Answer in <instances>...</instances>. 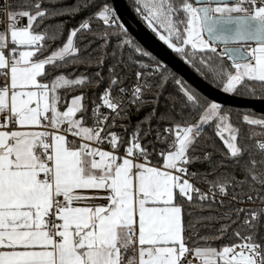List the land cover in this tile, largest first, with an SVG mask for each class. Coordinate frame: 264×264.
I'll return each mask as SVG.
<instances>
[{
    "label": "snow or ice",
    "instance_id": "obj_1",
    "mask_svg": "<svg viewBox=\"0 0 264 264\" xmlns=\"http://www.w3.org/2000/svg\"><path fill=\"white\" fill-rule=\"evenodd\" d=\"M135 10L224 93L264 100V0ZM82 11L66 40L49 23ZM0 17V264H264V115L233 121L136 45L107 0H4ZM169 80L183 101L158 113Z\"/></svg>",
    "mask_w": 264,
    "mask_h": 264
},
{
    "label": "trees",
    "instance_id": "obj_2",
    "mask_svg": "<svg viewBox=\"0 0 264 264\" xmlns=\"http://www.w3.org/2000/svg\"><path fill=\"white\" fill-rule=\"evenodd\" d=\"M128 5L130 6L131 10L135 13V15L141 20V22L143 24L146 25V23L143 21L142 17H140L137 12H136V0H126ZM80 2V0H61V4L63 6H72L75 4H78ZM107 2L112 6L111 0H107ZM59 6V5H58ZM90 13L87 11H82L76 15H64L61 17L56 18L55 20H51L49 21V23H61L63 25V37L64 40H66L68 33L70 32L71 29H73L74 27H78V25L89 15ZM147 26V25H146ZM148 27V26H147ZM149 28V27H148ZM150 29V28H149ZM129 36L133 39L134 43L136 45H138L139 47H141L143 50H145L138 42L137 40H135L131 34L128 32ZM155 34V33H154ZM118 43V41L116 40L115 37L112 38V42L110 45V48H115V45ZM147 51V50H145ZM148 52V51H147ZM176 54V53H175ZM129 55H133L135 57V54L131 52V50L129 49H125L124 51V57L125 59H127V57ZM152 55V54H151ZM180 59H182L178 54H176ZM154 56V55H152ZM155 57V56H154ZM137 59H139V57H135ZM157 60H159L157 57H155ZM183 60V59H182ZM160 61V60H159ZM184 61V60H183ZM116 60H113L111 58H109L106 62V67L104 70V74H107V68L111 67L112 64L116 63ZM145 62H148L145 59ZM161 62V61H160ZM163 63V62H161ZM227 63L230 65L231 62L227 61ZM164 64V63H163ZM187 64V63H186ZM200 78H202L204 81H206L207 83H209L211 86L215 87L216 89L222 90V87L218 86L217 83L213 80H211L210 78H208L206 75H204L202 72L198 73L193 67H191L189 64H187ZM168 67V66H167ZM169 71L175 73L171 68H169ZM135 69H131V71H134ZM81 72H84L85 69L81 68L80 69ZM96 69L92 68L89 70V72H95ZM176 77L183 80V82L190 88H193L195 90H197L196 88H194L191 84H189L188 82H186L181 76H179L177 73H175ZM128 84L131 85L132 84V77L129 74V78H128ZM100 90H97V94H99ZM198 91V90H197ZM201 93V92H200ZM202 94V93H201ZM204 95V94H202ZM235 95V94H233ZM205 96V95H204ZM237 97H240L238 95H235ZM242 98V97H241ZM248 99H260L259 97H254V98H248ZM183 101V97L182 94L179 92V89L177 88L176 84L174 83V81L169 80L162 88L159 89V95H158V99L154 100V103L156 105V111L158 113H165V112H170L173 110L174 105H175V110L179 111V105L182 103ZM224 107V109L230 113H232L233 116V121H236L237 119V113H243V112H253L255 115L260 116V115H264V114H259L256 113L255 111L251 110V109H240V108H235V107H230V106H222ZM144 113L141 114L140 117H133V123L136 122V120L142 119L143 118ZM157 125L154 122L153 123V128H155ZM165 125H161V129H163ZM155 138V133H153L152 136L148 137L149 140H154ZM208 138H211L210 140H208ZM205 139L208 140L209 142V151H214L215 152V159L219 160L221 159V155L223 153L226 152V146L223 145V142L216 136L215 131L212 128H208L206 130V136ZM147 142V141H146ZM158 147H163V145H157ZM201 153H197V155H200ZM196 168H199L200 171H206L207 166H200L197 165ZM196 168H193L192 170L195 171ZM250 207V206H247ZM218 208V212H223L225 211V209L222 206H217ZM191 211L194 212V215L199 216V215H208L209 211L207 209H205L203 212H201L199 209H189ZM220 223H224V221H220L219 223H217L214 227L218 228L220 226ZM204 231H207V229H205ZM227 241V237L224 238L223 241L217 240L215 242V246L219 247L222 245V243H226Z\"/></svg>",
    "mask_w": 264,
    "mask_h": 264
},
{
    "label": "water",
    "instance_id": "obj_3",
    "mask_svg": "<svg viewBox=\"0 0 264 264\" xmlns=\"http://www.w3.org/2000/svg\"><path fill=\"white\" fill-rule=\"evenodd\" d=\"M236 3V0H213L216 3ZM112 7L116 11L121 22L125 25L131 36L150 54L157 57L175 73L181 76L199 92L209 99L220 103L222 106H230L240 109H251L259 114H264V100L237 97L216 89L200 78L175 52L169 49L158 36L154 34L131 10L126 0H111ZM256 45V42H250Z\"/></svg>",
    "mask_w": 264,
    "mask_h": 264
},
{
    "label": "built area",
    "instance_id": "obj_4",
    "mask_svg": "<svg viewBox=\"0 0 264 264\" xmlns=\"http://www.w3.org/2000/svg\"><path fill=\"white\" fill-rule=\"evenodd\" d=\"M4 3V0H0V6H2ZM3 17H0V21H2ZM25 21L24 20H20V23L23 24ZM245 207L250 206V205H244Z\"/></svg>",
    "mask_w": 264,
    "mask_h": 264
},
{
    "label": "crops",
    "instance_id": "obj_5",
    "mask_svg": "<svg viewBox=\"0 0 264 264\" xmlns=\"http://www.w3.org/2000/svg\"><path fill=\"white\" fill-rule=\"evenodd\" d=\"M252 46H256V45H252Z\"/></svg>",
    "mask_w": 264,
    "mask_h": 264
},
{
    "label": "flooded vegetation",
    "instance_id": "obj_6",
    "mask_svg": "<svg viewBox=\"0 0 264 264\" xmlns=\"http://www.w3.org/2000/svg\"><path fill=\"white\" fill-rule=\"evenodd\" d=\"M151 30V29H150Z\"/></svg>",
    "mask_w": 264,
    "mask_h": 264
},
{
    "label": "rangeland",
    "instance_id": "obj_7",
    "mask_svg": "<svg viewBox=\"0 0 264 264\" xmlns=\"http://www.w3.org/2000/svg\"><path fill=\"white\" fill-rule=\"evenodd\" d=\"M147 25V24H146Z\"/></svg>",
    "mask_w": 264,
    "mask_h": 264
}]
</instances>
